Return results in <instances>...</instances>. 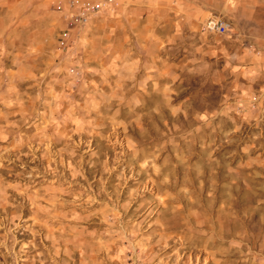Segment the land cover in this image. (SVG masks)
<instances>
[{
	"label": "rangeland",
	"instance_id": "1",
	"mask_svg": "<svg viewBox=\"0 0 264 264\" xmlns=\"http://www.w3.org/2000/svg\"><path fill=\"white\" fill-rule=\"evenodd\" d=\"M57 1L0 0V264H264V0Z\"/></svg>",
	"mask_w": 264,
	"mask_h": 264
},
{
	"label": "built area",
	"instance_id": "2",
	"mask_svg": "<svg viewBox=\"0 0 264 264\" xmlns=\"http://www.w3.org/2000/svg\"><path fill=\"white\" fill-rule=\"evenodd\" d=\"M115 0H58L56 8L65 11L68 21V27H77L86 25L93 16L104 6L112 4ZM229 24L220 17H210L204 23L206 31L217 33H226Z\"/></svg>",
	"mask_w": 264,
	"mask_h": 264
},
{
	"label": "bare ground",
	"instance_id": "3",
	"mask_svg": "<svg viewBox=\"0 0 264 264\" xmlns=\"http://www.w3.org/2000/svg\"><path fill=\"white\" fill-rule=\"evenodd\" d=\"M69 176V175H68ZM96 187V186H95ZM95 222V221H94Z\"/></svg>",
	"mask_w": 264,
	"mask_h": 264
}]
</instances>
